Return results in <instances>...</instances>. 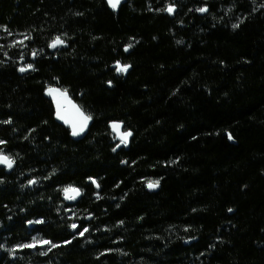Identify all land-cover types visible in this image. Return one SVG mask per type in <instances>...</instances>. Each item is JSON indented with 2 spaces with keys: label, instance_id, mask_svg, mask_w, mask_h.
Listing matches in <instances>:
<instances>
[{
  "label": "trees",
  "instance_id": "trees-1",
  "mask_svg": "<svg viewBox=\"0 0 264 264\" xmlns=\"http://www.w3.org/2000/svg\"><path fill=\"white\" fill-rule=\"evenodd\" d=\"M0 142V264H264V0H0Z\"/></svg>",
  "mask_w": 264,
  "mask_h": 264
},
{
  "label": "water",
  "instance_id": "water-1",
  "mask_svg": "<svg viewBox=\"0 0 264 264\" xmlns=\"http://www.w3.org/2000/svg\"><path fill=\"white\" fill-rule=\"evenodd\" d=\"M127 2H128V0H121V2L118 5V7L114 9V8H112L110 6L108 0H106V3L108 5L109 9L111 11H113V12L120 11V9L122 8V6L125 5V4H127ZM171 7L174 9V11L172 13H169L168 11H166V14L169 15V16H171V17H174L175 14H176L177 8L175 6H171ZM206 9H207V11L200 12V15L204 16V15L208 14V11L209 10H208V8H206ZM62 47L63 48H67L68 45L64 42L62 45H58L55 48L50 47V51L52 53H55L57 50H59ZM129 51H130L129 48H127L126 52L129 53ZM118 67H122L121 64H119ZM26 69H27L26 71H20V74H22V75L23 74H26L27 72L32 71L33 68H26ZM130 69L131 68L129 67L127 69V72H129ZM118 73H120V71H118ZM109 87H112V84H109ZM50 89H55L57 91L56 92H53L52 94H49V90ZM61 93H63V95H61ZM45 96L49 100H51L53 102V104H54L55 111H56V114H55L56 121L60 125L68 128L71 131L72 138L75 141H81V140H83L88 135V133L90 131V128L93 125V122H94L93 118L91 116H89L83 110V108L76 102V100L74 98H72L71 94L68 91L64 90L60 86H50V87H48L47 90H46V92H45ZM77 110H79V111H77ZM81 113L85 117H90V119L87 121L86 127H84V130L82 132H80L79 135H73L72 134V132H73V125L75 124L77 127H79V125L81 123V120H82ZM61 115L64 117V119H61L60 118ZM114 124L120 125L119 130H116V129L113 128V125ZM109 128H110L112 134L115 136L116 141L119 143V145L117 147V150L129 149L130 144H131V140H132V137H133V133L131 131H126L125 124L123 122H112L109 125ZM124 133H131V135L127 137L126 143L125 142H122V139H121V137H122V135ZM2 156H6V155H2ZM0 167L7 169L8 172H11V171H13V169L15 167V164L12 161V166L9 167L7 165V163H0ZM90 183H92V184L95 185L96 190H100V187H99V185H98V183H97L96 180L92 179L90 181ZM34 185H35V181H33L31 183V187H33ZM74 189H78V188H74ZM147 189L150 192H157V191L160 190V185L158 187H149V184H148L147 185ZM78 190H79V195H76L75 196V199H68L67 198L68 195H74V193H65L64 192V197H63L64 202L66 204H68V205H75L79 201H81V199L83 197V192L80 189H78Z\"/></svg>",
  "mask_w": 264,
  "mask_h": 264
},
{
  "label": "snow or ice",
  "instance_id": "snow-or-ice-1",
  "mask_svg": "<svg viewBox=\"0 0 264 264\" xmlns=\"http://www.w3.org/2000/svg\"><path fill=\"white\" fill-rule=\"evenodd\" d=\"M108 2L110 4V6L115 9L120 4L121 0H108ZM167 11L169 13H172L174 11V9L172 7H169L167 9ZM199 11L204 12V11H207V9L206 8H202V9H199ZM238 26L239 25H233V27H238ZM63 43H64V41L61 40L60 37H56L55 40L53 41V43L50 45V47L55 48L58 45H62ZM129 47H131V45H129ZM33 55H35V53H33ZM27 67L28 68H31L32 65H28ZM128 67L129 66L119 67L118 68V71L126 72ZM20 70L21 71H26L27 69L26 68H21ZM56 91L57 90H55V89H50L49 90V94H52L53 92H56ZM61 95H63V93H61ZM77 111H79V110H77ZM81 117H82V120H81V123H80L79 127H77L75 124L73 125V132H72L73 135H79L80 132H82L84 130V127H86L87 121L90 119V117L83 116L82 113H81ZM60 118L61 119H64V117L62 115L60 116ZM113 128L116 129V130H119L120 125L114 124L113 125ZM130 135H131V133H124L122 135V137H121L122 142H125L126 143L127 137L130 136ZM230 138H231V136H230ZM0 143H2V142H0ZM0 163H7V165L9 167L12 166V161L7 156H0ZM158 186H159V181H156L154 183H150L149 184V187H158ZM65 193H74V195H68L67 198L68 199H75V196L76 195H79V190L78 189H65ZM72 227L75 228L76 225H72ZM85 231H87V229H85ZM81 234H83V233H81ZM42 243L47 244V243H50V242L49 241H43ZM33 246L34 245H25V247H33Z\"/></svg>",
  "mask_w": 264,
  "mask_h": 264
},
{
  "label": "rangeland",
  "instance_id": "rangeland-1",
  "mask_svg": "<svg viewBox=\"0 0 264 264\" xmlns=\"http://www.w3.org/2000/svg\"><path fill=\"white\" fill-rule=\"evenodd\" d=\"M171 6H176V4H169V5H168V7H171ZM66 213H67V214L70 216V218H72V219H76V218H79V220L82 219V216L78 217L77 213H75V212H74L73 210H71V209L66 210ZM74 225H76L75 228L78 227V224L75 223ZM31 245H34V246H33V247H30V248H36V247H40V246H42L43 244H42V242H41V240H40L39 238H35V239H34V242H33ZM44 245H45V244H44ZM21 249H22V247L12 248V249L8 250L7 252H8L9 254L13 255V256H17V255H18V252H19Z\"/></svg>",
  "mask_w": 264,
  "mask_h": 264
}]
</instances>
